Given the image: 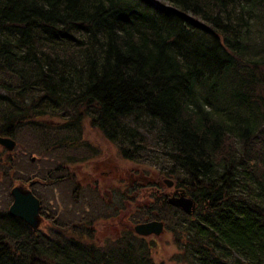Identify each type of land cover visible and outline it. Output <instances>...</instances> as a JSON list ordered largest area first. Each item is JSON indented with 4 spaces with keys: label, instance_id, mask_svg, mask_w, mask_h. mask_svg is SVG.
<instances>
[{
    "label": "trees",
    "instance_id": "1",
    "mask_svg": "<svg viewBox=\"0 0 264 264\" xmlns=\"http://www.w3.org/2000/svg\"><path fill=\"white\" fill-rule=\"evenodd\" d=\"M89 116L121 158L195 199L189 215L154 192L131 220H163L174 260L264 264V0H0V135L32 125L37 146L79 149ZM53 119L77 131L42 144ZM14 151L1 147L0 167ZM11 201L0 186V264H165L151 238L103 244L51 207L34 231Z\"/></svg>",
    "mask_w": 264,
    "mask_h": 264
},
{
    "label": "rangeland",
    "instance_id": "2",
    "mask_svg": "<svg viewBox=\"0 0 264 264\" xmlns=\"http://www.w3.org/2000/svg\"><path fill=\"white\" fill-rule=\"evenodd\" d=\"M70 120L48 121L52 128L43 130L47 134H44L45 139L41 138L40 143L59 142L63 139L68 133V127H71L66 125ZM91 120V116L85 117L82 127H79L82 128L83 140L86 142V147L79 149L65 142L63 147L56 145L52 150H45L36 145L39 142L32 125L23 127L14 137L17 145L13 152V164H11L14 170L13 181L10 183L8 178L0 186L10 191L19 182H28L34 179L35 175L42 178L45 172L61 167L60 172L55 171L56 177L52 178L55 182L47 186L39 182L34 188L39 193H44L41 194L45 198L44 204L47 205V209L51 207L50 216L58 218L56 223L61 226H75L79 222L78 228H86L90 225L93 229V240L97 239L104 244L111 241L112 237L120 235L118 234L120 222L131 223L133 216L137 217L141 211L144 212V207L155 206L152 199L144 197L154 194L155 189L152 185L162 182L167 186L165 180L172 177L164 172L160 173L159 167L146 168L130 161L125 162L118 155L117 146L110 142ZM69 130L77 131V128L71 127ZM18 144L22 145L23 149ZM33 155H39L41 158L32 161ZM115 155L119 157L118 160L115 159ZM123 163H125L124 166ZM0 168H2L1 178V174L4 175V169L5 174L13 171L7 166ZM118 176L128 178V189L126 190L123 182H120L122 187L118 186L119 190L113 192L112 188H116L110 183ZM109 191H111L110 195ZM11 203L12 201L9 202V206ZM46 214H48L46 223L53 225V221L49 219V213ZM157 215L156 212V218ZM42 229H46V226L44 225ZM148 238L154 241L153 252L155 250L157 260L163 259L165 264H183L173 259L177 247L171 229L165 226V230L160 235H151Z\"/></svg>",
    "mask_w": 264,
    "mask_h": 264
},
{
    "label": "water",
    "instance_id": "3",
    "mask_svg": "<svg viewBox=\"0 0 264 264\" xmlns=\"http://www.w3.org/2000/svg\"><path fill=\"white\" fill-rule=\"evenodd\" d=\"M0 145L12 151L15 148L16 142L11 137L0 136ZM166 181L168 185H173L169 180ZM11 192L13 194V202L9 209L10 214L23 219L34 231H36L42 222L39 213L40 200L31 190L23 185H16ZM168 203L183 209L188 214L194 213L197 206L195 199L191 196H187V193L183 190H181L179 195L170 196L168 198ZM134 230L141 236H149L152 234L160 235L164 230V223L158 220L143 222L137 224Z\"/></svg>",
    "mask_w": 264,
    "mask_h": 264
},
{
    "label": "flooded vegetation",
    "instance_id": "4",
    "mask_svg": "<svg viewBox=\"0 0 264 264\" xmlns=\"http://www.w3.org/2000/svg\"><path fill=\"white\" fill-rule=\"evenodd\" d=\"M0 151H1V147H0ZM118 153V152H117ZM115 159L118 160L119 157L117 155H115ZM125 160V162H127L128 160L123 158ZM125 163H123L122 165L124 166ZM50 174L47 173L46 176L48 177ZM75 177H77V175H75ZM134 180V179H133ZM47 181L43 182V186H47L51 183H46ZM120 182H123L124 186H125V189L127 190L128 189V178L127 177H124V176H118V177H115V180L111 181L110 184H112V187H115L116 189H113L112 188V191L113 192H117V190H119L118 188L122 187V185H120ZM29 184V190H31L40 200V215H41V218H42V222H41V225L40 227L43 225V223L46 222V213H48L47 211V205L44 204V200L45 198L42 197L41 194H44V193H40L34 188V186L38 185L39 184V180L38 178H34L32 180H29L27 182ZM120 186V187H118ZM179 189H181V187H177L176 185H173V187L169 188V187H165L164 184L162 182H159V186H155V193H157L159 196H165L166 198L171 196L172 194H178L179 193ZM126 190H124L126 193ZM121 193L123 194V192L121 191ZM108 194L110 195L111 194V191L108 192ZM44 196V195H43ZM13 201V199H12ZM48 215V214H47ZM129 215V214H128ZM121 226H120V230L118 232V234H123L124 232L126 231H129L130 229H132V225L131 223H129L128 221L125 223L124 221L120 222Z\"/></svg>",
    "mask_w": 264,
    "mask_h": 264
}]
</instances>
